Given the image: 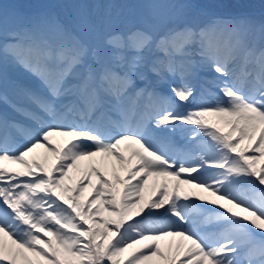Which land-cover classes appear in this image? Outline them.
I'll return each instance as SVG.
<instances>
[{"label":"snow or ice","instance_id":"snow-or-ice-1","mask_svg":"<svg viewBox=\"0 0 264 264\" xmlns=\"http://www.w3.org/2000/svg\"><path fill=\"white\" fill-rule=\"evenodd\" d=\"M142 7L0 4V264H264V14Z\"/></svg>","mask_w":264,"mask_h":264},{"label":"trees","instance_id":"trees-1","mask_svg":"<svg viewBox=\"0 0 264 264\" xmlns=\"http://www.w3.org/2000/svg\"><path fill=\"white\" fill-rule=\"evenodd\" d=\"M106 1L107 0H88V4H89V6H91V8L94 10V12H96L98 14H102V15L106 12H109V11L111 13H113V11H114L115 13L118 12L120 14L125 9V7L131 6V4H127V3H125V1L114 2L112 0H109L107 3H106ZM249 2L251 4L247 8L257 9V10L264 8V2H262V0H258V1L257 0H243V1H240L239 3L236 1L222 0L223 5L226 4V9H224V10L229 11V12H235L237 9L238 10H245V8H246L245 4L249 3ZM237 5H241V7H238ZM252 16L257 20H260L262 17V14H256V15H252Z\"/></svg>","mask_w":264,"mask_h":264},{"label":"bare ground","instance_id":"bare-ground-1","mask_svg":"<svg viewBox=\"0 0 264 264\" xmlns=\"http://www.w3.org/2000/svg\"><path fill=\"white\" fill-rule=\"evenodd\" d=\"M42 152H43V150H38L39 154H42ZM126 155H127V153H126ZM120 175L123 176L124 175L123 172H120ZM109 178H111V176ZM205 195H207V194H205ZM200 224H203V220ZM161 247H162V250L165 251V254H167V247H166L165 243H162ZM129 251L131 252L132 250H129ZM150 264H164V262L158 261L157 258H153V261L150 262Z\"/></svg>","mask_w":264,"mask_h":264},{"label":"rangeland","instance_id":"rangeland-1","mask_svg":"<svg viewBox=\"0 0 264 264\" xmlns=\"http://www.w3.org/2000/svg\"><path fill=\"white\" fill-rule=\"evenodd\" d=\"M10 4H12V5H14V1L15 0H7ZM58 140H60L59 142H61L62 140L60 139V138H58V137H56V138H53V141H58ZM54 143V142H53ZM191 151H192V149H191ZM189 153H190V151H189ZM237 188H239V187H237ZM90 191V190H89ZM86 194H88L87 193V191L85 192V195ZM87 196V195H86ZM198 217V216H197ZM208 228H209V232H210V234H211V230H212V226L211 225H206ZM128 256V253H125L124 254V257H122V259H124V258H126Z\"/></svg>","mask_w":264,"mask_h":264}]
</instances>
